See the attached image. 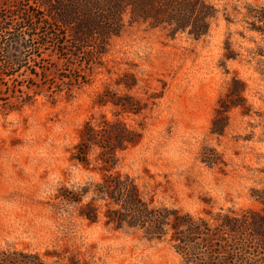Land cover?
Returning a JSON list of instances; mask_svg holds the SVG:
<instances>
[{
  "label": "rangeland",
  "instance_id": "374dc122",
  "mask_svg": "<svg viewBox=\"0 0 264 264\" xmlns=\"http://www.w3.org/2000/svg\"><path fill=\"white\" fill-rule=\"evenodd\" d=\"M205 1L219 11L207 36L127 27L97 66L76 63L88 75L77 87L53 85L72 70L45 51L46 83L34 78L28 104L0 109V255L22 252L42 264H181L168 242L105 226L101 215L89 224L79 206L55 199L62 187L100 181L98 149L90 152L88 168L73 156L84 124L102 117L142 135L118 154L112 173L132 178L154 206L193 216L262 209L254 192L264 188V37L248 31L241 13L264 0ZM232 79L245 86L242 107L220 121L218 102ZM104 94L126 97L141 114L115 117L111 105H98ZM215 119L221 135L211 132Z\"/></svg>",
  "mask_w": 264,
  "mask_h": 264
},
{
  "label": "trees",
  "instance_id": "16d2710c",
  "mask_svg": "<svg viewBox=\"0 0 264 264\" xmlns=\"http://www.w3.org/2000/svg\"><path fill=\"white\" fill-rule=\"evenodd\" d=\"M218 13L205 0H0V109L12 111L28 104L32 97L28 91L36 87L34 78L46 83L47 68L41 66L47 61L45 51L55 53L59 62L72 70L69 76L61 74L59 83L52 78L56 88L65 85L69 89L80 86L88 76L76 63L81 60L89 68L97 66L111 40L127 27L147 24L168 29L171 36L186 34L199 40L208 35ZM241 14L248 31L264 37V6H246ZM244 87L232 79L226 99L218 102L217 120L225 121L232 108L242 107ZM98 105H111L117 111L115 117L119 113L138 116L142 111L126 97L109 94L102 95ZM211 132L223 133L216 119ZM141 138L119 119L102 117L98 124L86 122L73 159L88 168L90 152L98 149L94 170L99 172L100 181L92 188L62 187L55 199L79 206V217L89 224L98 223L101 215L105 226L141 232L148 241L168 242L181 264H264V188L254 192V199L262 205L259 211L220 209L193 216L154 206L132 178L112 173L118 154L137 146ZM88 195L90 200L83 203ZM30 259L38 260L22 252L2 253L0 264H31ZM39 261L32 264H42Z\"/></svg>",
  "mask_w": 264,
  "mask_h": 264
}]
</instances>
